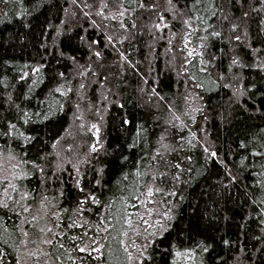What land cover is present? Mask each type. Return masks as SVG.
I'll return each mask as SVG.
<instances>
[{
	"label": "trees",
	"instance_id": "16d2710c",
	"mask_svg": "<svg viewBox=\"0 0 264 264\" xmlns=\"http://www.w3.org/2000/svg\"><path fill=\"white\" fill-rule=\"evenodd\" d=\"M0 160V264H264V0H0Z\"/></svg>",
	"mask_w": 264,
	"mask_h": 264
},
{
	"label": "rangeland",
	"instance_id": "374dc122",
	"mask_svg": "<svg viewBox=\"0 0 264 264\" xmlns=\"http://www.w3.org/2000/svg\"><path fill=\"white\" fill-rule=\"evenodd\" d=\"M2 162L6 163L8 162L7 160H0V180H7L12 177V173L15 169L14 163L10 162L8 164H3ZM24 255L22 259V264H28L30 261V257H36L38 258L42 254V249L39 244L37 245H29L24 249ZM38 260V259H37ZM36 260V262H37ZM36 264H39L37 262Z\"/></svg>",
	"mask_w": 264,
	"mask_h": 264
},
{
	"label": "snow or ice",
	"instance_id": "6c2138e0",
	"mask_svg": "<svg viewBox=\"0 0 264 264\" xmlns=\"http://www.w3.org/2000/svg\"><path fill=\"white\" fill-rule=\"evenodd\" d=\"M189 55H192V52H189ZM213 155H215V154H213ZM149 195H151V192L149 193ZM158 223V222H157ZM26 235V234H25ZM46 242H48V243H50V241H46ZM81 251H83V249H81ZM97 251H98V249H97ZM178 255H179V253H178Z\"/></svg>",
	"mask_w": 264,
	"mask_h": 264
}]
</instances>
